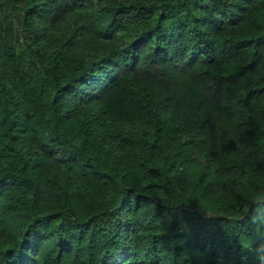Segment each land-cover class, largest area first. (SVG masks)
Returning a JSON list of instances; mask_svg holds the SVG:
<instances>
[{
  "label": "trees",
  "instance_id": "16d2710c",
  "mask_svg": "<svg viewBox=\"0 0 264 264\" xmlns=\"http://www.w3.org/2000/svg\"><path fill=\"white\" fill-rule=\"evenodd\" d=\"M264 0H0V264H259Z\"/></svg>",
  "mask_w": 264,
  "mask_h": 264
},
{
  "label": "clouds",
  "instance_id": "9594fccd",
  "mask_svg": "<svg viewBox=\"0 0 264 264\" xmlns=\"http://www.w3.org/2000/svg\"><path fill=\"white\" fill-rule=\"evenodd\" d=\"M256 259L258 260L259 264H264V254H261L260 251L256 255Z\"/></svg>",
  "mask_w": 264,
  "mask_h": 264
}]
</instances>
